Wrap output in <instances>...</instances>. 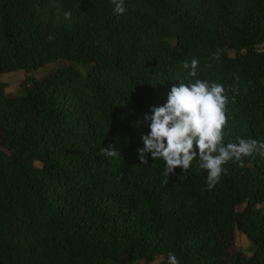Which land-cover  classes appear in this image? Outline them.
<instances>
[{"label":"trees","instance_id":"1","mask_svg":"<svg viewBox=\"0 0 264 264\" xmlns=\"http://www.w3.org/2000/svg\"><path fill=\"white\" fill-rule=\"evenodd\" d=\"M124 6L0 0V75L24 74L14 94L0 82V264H264V157L230 161L208 190L198 161L165 184V163L138 152L193 59L196 78L238 89L225 143H264V0Z\"/></svg>","mask_w":264,"mask_h":264},{"label":"clouds","instance_id":"2","mask_svg":"<svg viewBox=\"0 0 264 264\" xmlns=\"http://www.w3.org/2000/svg\"><path fill=\"white\" fill-rule=\"evenodd\" d=\"M111 3L114 13L122 15L126 11L124 0H111ZM64 18L70 19L71 12H65ZM213 59H219V52L213 54ZM182 67L190 78L195 79L173 86L167 102L151 108V115H145L149 132L141 137L144 147L138 149L139 159L141 164H148L147 154L150 153L152 160H162L165 163V184L175 169L187 172L193 161H198L199 168L207 173L206 186L211 190L225 173L224 165L230 161L243 167L246 157L257 154L264 157V143L238 137L235 143L226 144L228 93L238 94L237 87L233 85L226 89L222 83L196 78L199 67L196 59L190 64L185 62ZM100 154L120 157L113 147L102 148ZM166 264H179V260L169 253Z\"/></svg>","mask_w":264,"mask_h":264},{"label":"rangeland","instance_id":"3","mask_svg":"<svg viewBox=\"0 0 264 264\" xmlns=\"http://www.w3.org/2000/svg\"><path fill=\"white\" fill-rule=\"evenodd\" d=\"M56 68L55 64H50L45 66L44 68H41L35 72H33V76L36 78H39L43 76L44 74L53 71ZM24 78V74L21 71L11 72L7 74L0 75V82L6 84V93L7 94H14L19 89V84ZM232 249L234 251H239L243 253L244 255L249 254L248 250V244L244 237L239 234L238 232H235L233 234V245Z\"/></svg>","mask_w":264,"mask_h":264}]
</instances>
